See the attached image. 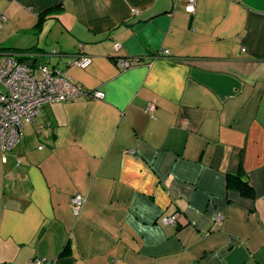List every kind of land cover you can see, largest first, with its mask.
Instances as JSON below:
<instances>
[{
    "label": "crops",
    "instance_id": "0c3cea01",
    "mask_svg": "<svg viewBox=\"0 0 264 264\" xmlns=\"http://www.w3.org/2000/svg\"><path fill=\"white\" fill-rule=\"evenodd\" d=\"M188 2L0 0V49L104 92L0 150V264H264V0Z\"/></svg>",
    "mask_w": 264,
    "mask_h": 264
},
{
    "label": "built area",
    "instance_id": "2783aa9c",
    "mask_svg": "<svg viewBox=\"0 0 264 264\" xmlns=\"http://www.w3.org/2000/svg\"><path fill=\"white\" fill-rule=\"evenodd\" d=\"M195 0H189L187 9H194ZM137 12V10H136ZM6 15L0 12V28ZM119 45L115 48L118 49ZM80 45L79 50L82 51ZM165 55L169 51H164ZM26 52L0 49V150L5 153L12 149L20 140L26 123L34 122L44 105L62 101H78L84 95L103 98L104 92L86 91L74 80L68 78L64 71H58L44 65L41 67V77H38L33 67L26 62ZM136 60L117 59L120 69H127L137 63ZM74 63L80 68H87L92 63V57L78 54ZM147 110L153 113L155 106L150 104ZM42 148V146H40ZM86 198L81 193L71 196L70 205L75 214H79ZM165 225H175L176 215L162 218ZM27 264H50L47 258L35 257Z\"/></svg>",
    "mask_w": 264,
    "mask_h": 264
},
{
    "label": "trees",
    "instance_id": "16d2710c",
    "mask_svg": "<svg viewBox=\"0 0 264 264\" xmlns=\"http://www.w3.org/2000/svg\"><path fill=\"white\" fill-rule=\"evenodd\" d=\"M43 21H44V16L40 15L38 25L39 24L41 25ZM5 50H11V49L6 48ZM17 51L26 52L27 58L30 55L32 56V52H31L32 49L17 50ZM227 186L228 188L237 189L242 195L247 197H252L254 194V189L251 186L250 182L247 179H245V177L242 176L240 173H229L227 176Z\"/></svg>",
    "mask_w": 264,
    "mask_h": 264
},
{
    "label": "rangeland",
    "instance_id": "374dc122",
    "mask_svg": "<svg viewBox=\"0 0 264 264\" xmlns=\"http://www.w3.org/2000/svg\"><path fill=\"white\" fill-rule=\"evenodd\" d=\"M35 73H36V75H37L38 77H41V71H40V70H36Z\"/></svg>",
    "mask_w": 264,
    "mask_h": 264
}]
</instances>
